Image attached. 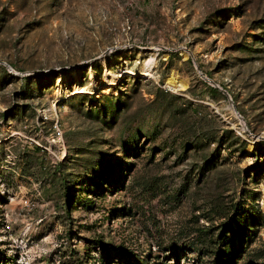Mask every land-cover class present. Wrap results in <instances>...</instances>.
Here are the masks:
<instances>
[{"label":"rangeland","instance_id":"1","mask_svg":"<svg viewBox=\"0 0 264 264\" xmlns=\"http://www.w3.org/2000/svg\"><path fill=\"white\" fill-rule=\"evenodd\" d=\"M0 264H264V0H0Z\"/></svg>","mask_w":264,"mask_h":264},{"label":"bare ground","instance_id":"2","mask_svg":"<svg viewBox=\"0 0 264 264\" xmlns=\"http://www.w3.org/2000/svg\"><path fill=\"white\" fill-rule=\"evenodd\" d=\"M176 83V82H175ZM177 83H178V86H183V83L182 82H180V81H177ZM77 92H81V91H83V89H82V87H79L77 90H76ZM70 95V94H69ZM59 97V96H58Z\"/></svg>","mask_w":264,"mask_h":264}]
</instances>
